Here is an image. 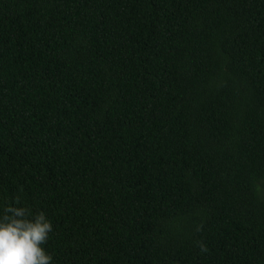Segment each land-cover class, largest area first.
I'll return each mask as SVG.
<instances>
[{
  "label": "trees",
  "instance_id": "16d2710c",
  "mask_svg": "<svg viewBox=\"0 0 264 264\" xmlns=\"http://www.w3.org/2000/svg\"><path fill=\"white\" fill-rule=\"evenodd\" d=\"M7 207L52 264H264V0H0Z\"/></svg>",
  "mask_w": 264,
  "mask_h": 264
},
{
  "label": "clouds",
  "instance_id": "9594fccd",
  "mask_svg": "<svg viewBox=\"0 0 264 264\" xmlns=\"http://www.w3.org/2000/svg\"><path fill=\"white\" fill-rule=\"evenodd\" d=\"M53 226L45 212L7 207L0 213V264H52L44 245ZM201 251L207 249L201 244Z\"/></svg>",
  "mask_w": 264,
  "mask_h": 264
}]
</instances>
